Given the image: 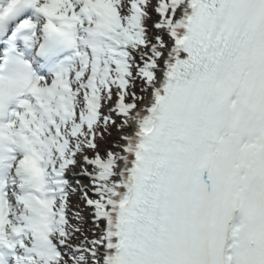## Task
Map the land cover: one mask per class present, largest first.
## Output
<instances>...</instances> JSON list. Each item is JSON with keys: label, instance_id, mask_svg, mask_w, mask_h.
Segmentation results:
<instances>
[{"label": "snow or ice", "instance_id": "obj_1", "mask_svg": "<svg viewBox=\"0 0 264 264\" xmlns=\"http://www.w3.org/2000/svg\"><path fill=\"white\" fill-rule=\"evenodd\" d=\"M0 264H264V0H0Z\"/></svg>", "mask_w": 264, "mask_h": 264}, {"label": "rangeland", "instance_id": "obj_2", "mask_svg": "<svg viewBox=\"0 0 264 264\" xmlns=\"http://www.w3.org/2000/svg\"><path fill=\"white\" fill-rule=\"evenodd\" d=\"M73 202H75V200L73 201ZM85 212V211H84ZM88 214H85V216H87Z\"/></svg>", "mask_w": 264, "mask_h": 264}, {"label": "trees", "instance_id": "obj_3", "mask_svg": "<svg viewBox=\"0 0 264 264\" xmlns=\"http://www.w3.org/2000/svg\"><path fill=\"white\" fill-rule=\"evenodd\" d=\"M86 226H90V225H86Z\"/></svg>", "mask_w": 264, "mask_h": 264}]
</instances>
